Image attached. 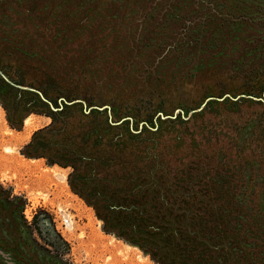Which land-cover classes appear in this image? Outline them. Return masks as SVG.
Listing matches in <instances>:
<instances>
[{
  "label": "rangeland",
  "instance_id": "374dc122",
  "mask_svg": "<svg viewBox=\"0 0 264 264\" xmlns=\"http://www.w3.org/2000/svg\"><path fill=\"white\" fill-rule=\"evenodd\" d=\"M2 2L0 72L9 82L32 88L48 102L71 101L66 97L87 99L80 102L83 110L93 107L90 102H97L109 109L111 123L130 121L131 129L150 142L157 141L158 134H151L157 129L148 123L156 109H162L154 118L157 126L159 118L176 121L181 115L187 123L167 128L170 131L156 148L164 161L172 162V168L178 166L176 159L185 158L188 164L198 162L197 168L188 169L198 174L207 159L214 167V153L219 152L216 156L221 164L209 173L207 185L214 187L221 177L233 182L236 172L252 175L253 169L243 167V163H230L228 154L233 152L232 139L250 142L264 129V106L243 105L231 113L216 105L217 114L207 110L194 121H188L180 107L201 105L195 110H206V94L220 92L223 85L232 87L235 95L241 93L248 64L264 60V0H138L134 11L122 19L117 14L113 18L123 22L122 26L101 23L107 17L100 8L86 21L78 8L69 21L75 30L62 45L53 44L59 29V22H54L56 9L42 21L38 20L41 12L32 16L27 11L29 0ZM41 2L35 7L47 8L48 4ZM67 5L77 7L75 2ZM47 75L55 86L48 89L51 93ZM227 95L234 99L242 96ZM22 97L23 104L36 99ZM3 103L0 99V200L15 205L21 251L43 264H158L138 247L104 232L94 209L69 186L71 168L50 166L44 159H28L21 154L32 134L49 126L52 119L28 114L17 131L9 126ZM129 110L138 118L137 123L127 115ZM138 124L141 129L147 127L145 134L137 131ZM259 143L252 141L251 146L259 147L261 153L263 150L260 157L264 158V142ZM90 191L87 188L83 193L91 196ZM0 264L23 263L0 250Z\"/></svg>",
  "mask_w": 264,
  "mask_h": 264
},
{
  "label": "trees",
  "instance_id": "16d2710c",
  "mask_svg": "<svg viewBox=\"0 0 264 264\" xmlns=\"http://www.w3.org/2000/svg\"><path fill=\"white\" fill-rule=\"evenodd\" d=\"M6 1L3 0L2 4L7 3ZM38 1L40 0H29L27 11L32 16L35 11L41 12L38 20L43 21L51 10L56 9L53 13L54 22H59V29L55 33L53 44L56 42L55 45H59L75 30L69 24L74 19V9L82 10L86 21L90 20L92 12L98 13L99 8L104 9L101 13L107 18L101 20V23L105 21L122 26L123 22L118 23L113 18L117 14L122 19L131 9L134 11L138 0H42L41 4H48V9L42 7V10L35 7ZM73 2L77 7L67 5ZM83 4L89 6L78 7ZM142 45L144 43L139 47ZM53 49L58 51L56 47ZM261 59L263 58L248 64L242 76L243 89L239 90L241 93L238 95H235L232 87L223 85L220 92L206 94L204 101L215 97L209 100L206 110L189 116L191 110L201 105L190 107V110L181 106L188 121L201 117L207 110L217 114L214 111L216 105L231 113H237L243 105L264 106V60ZM2 60L0 57V64ZM39 61L43 62L40 56ZM7 67L12 69L10 65ZM45 78L51 83H47V90L54 88L51 78L48 75ZM218 83L221 85V82ZM47 90L46 93L53 92ZM22 94L25 97L35 96L36 99L23 104ZM226 94H232L233 97L260 96V99H217ZM0 99L5 102L3 104L9 126L17 131L22 128V122L28 114L52 119L49 126L32 134L21 154L28 159H44L50 166L71 168L69 186L74 194L94 209L98 219L103 222L106 234H112L138 247L158 264H264V158L260 157L263 150L261 153L257 149L259 147L251 146L252 141L258 144L259 141L264 142V129L250 142L246 140L241 143L239 138L232 139V153L230 150L229 154L227 150L221 151L232 157H228L230 163H243V167L253 169L252 175L246 177L245 172H236L233 173L236 175V178L232 177L233 182L221 177L214 187H210L206 182L211 180L208 178L209 173L217 171L216 168L221 164L220 158L216 156L219 152L214 153V167L209 165L210 161L207 159L206 167H201V170L199 167L200 172L193 174L188 169L197 168L198 162L188 164L184 161L185 158L176 159L178 166L174 169L170 166L172 162L164 161V157L156 149L162 136L170 131L167 128L174 123H187L181 115L176 121L167 119V122H163L159 118L160 125L157 126L154 118L157 110L162 109H156L152 114V121H143H148L152 129H157V133L150 131L153 135L158 134L157 141L150 142L151 139L141 137L131 129L130 121L111 123L107 109H91L87 114L80 103L84 99L80 101L78 97H66L71 100L69 102H80L63 104L61 110L54 113L37 93L20 90L1 75ZM50 103L59 108L55 99H51ZM89 106L102 105L90 102ZM69 109L74 111L70 112ZM131 111L127 115L131 114L137 123L138 118ZM135 128L142 135L147 132L146 126L141 129L138 124ZM109 134L119 138L113 141L112 137H106ZM193 158L197 159L196 156ZM223 167L221 169H225ZM87 188L91 190V196L83 193ZM14 209L12 202L4 203L0 200V250L10 253L23 264H43L33 257L28 258L21 251Z\"/></svg>",
  "mask_w": 264,
  "mask_h": 264
},
{
  "label": "water",
  "instance_id": "95a60500",
  "mask_svg": "<svg viewBox=\"0 0 264 264\" xmlns=\"http://www.w3.org/2000/svg\"><path fill=\"white\" fill-rule=\"evenodd\" d=\"M0 75H1V76H2L7 82H9V81L7 80V78H6L1 72H0ZM9 83L12 84L13 86H15L16 88L20 89V90H28V91H31V92H34V91H35V90H33L32 88H29V87L17 86V85H15V84L11 83V82H9ZM226 97H230V96L227 95V96H225L224 98H226ZM224 98L219 99V100L221 101V100H223ZM230 98L233 99V100H237V99H240V98H250V99H253V100H258L257 98L252 97V96H240V97H237L236 99H234V98H232V97H230ZM42 99H43L45 102H47V103L49 104V107L51 108V110H52L54 113H58L59 110H61L63 104L71 105V104H73V103L80 102V101L67 102V101H65L64 99H62V101L59 102V108H55L54 105H53L52 103L48 102V101L45 100L44 98H42ZM213 99H214V98H209L208 100H213ZM105 108H106V107H92V108H90L89 110H91V109L103 110V109H105ZM107 109H108V108H107ZM89 110H85V109H84L85 112H89ZM108 110H109V109H108ZM200 110H201V108L198 109V110H194V111L190 112V113H189V116H191V115L194 114V113L199 112ZM165 118H168V117H165Z\"/></svg>",
  "mask_w": 264,
  "mask_h": 264
}]
</instances>
